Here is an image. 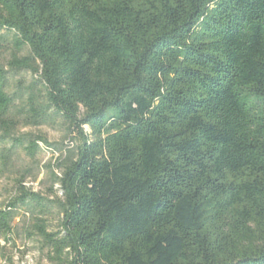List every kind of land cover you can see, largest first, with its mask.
Here are the masks:
<instances>
[{"label":"trees","instance_id":"obj_1","mask_svg":"<svg viewBox=\"0 0 264 264\" xmlns=\"http://www.w3.org/2000/svg\"><path fill=\"white\" fill-rule=\"evenodd\" d=\"M41 145L0 264L20 206L55 264H264V0H0V174Z\"/></svg>","mask_w":264,"mask_h":264},{"label":"rangeland","instance_id":"obj_2","mask_svg":"<svg viewBox=\"0 0 264 264\" xmlns=\"http://www.w3.org/2000/svg\"><path fill=\"white\" fill-rule=\"evenodd\" d=\"M23 130H32L35 133L43 132L50 141L60 142L64 140L65 143H72L69 139H62L63 131L58 127L42 126L39 128H24ZM57 156L58 153L52 148L42 145L35 158L36 162H33L23 153H19L13 168L0 174V206H3L10 198L14 197V177L17 170L23 167H30L31 169L25 182L26 186L31 187L34 191L47 194L48 188L51 186L48 164L54 163ZM54 189L59 191V186L55 185ZM49 219L50 228L57 229L59 225L58 214L54 211L49 215ZM31 224L28 212L20 206L18 215L13 222L12 241L7 245L9 255L15 264H55L48 259V248L41 244L39 236L33 233Z\"/></svg>","mask_w":264,"mask_h":264}]
</instances>
